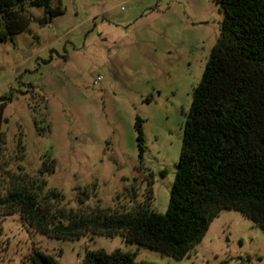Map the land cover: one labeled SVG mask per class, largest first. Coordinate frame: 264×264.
<instances>
[{"label":"rangeland","instance_id":"rangeland-1","mask_svg":"<svg viewBox=\"0 0 264 264\" xmlns=\"http://www.w3.org/2000/svg\"><path fill=\"white\" fill-rule=\"evenodd\" d=\"M26 8L28 28L0 41V102L9 98L1 117L5 156L13 157L21 141L19 162L29 174L55 159L47 186L65 195L68 208L87 188L91 207L130 209L143 200L151 173L150 209L165 213L192 92L223 20L217 0H61L62 13L46 24L39 22L42 7ZM7 167L16 170L17 163ZM35 249L60 264H80L98 249H121L152 264H264V232L225 209L177 260L119 235L54 239L18 214L2 219L0 264H30Z\"/></svg>","mask_w":264,"mask_h":264},{"label":"trees","instance_id":"trees-1","mask_svg":"<svg viewBox=\"0 0 264 264\" xmlns=\"http://www.w3.org/2000/svg\"><path fill=\"white\" fill-rule=\"evenodd\" d=\"M217 3L223 20L192 92L167 211L150 209L151 173L143 200L130 209L91 207L87 188L77 192V207L68 208L65 195L47 186L45 176L55 170V159L45 158L41 168L29 174L19 162L25 156L21 141L13 157L5 156L1 117L6 98L0 102V174L5 183L0 182V231L4 217L18 214L32 230L49 238L119 235L177 260L187 256L225 209L239 211L264 232V0ZM27 6L43 8L41 24L62 13L61 0H0V41L28 28ZM142 122L135 118L140 158L145 150ZM12 162L16 170L7 167ZM135 257L121 249H98L87 251L80 264H152L136 262ZM28 259L30 264H60L40 249Z\"/></svg>","mask_w":264,"mask_h":264}]
</instances>
